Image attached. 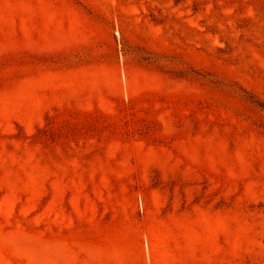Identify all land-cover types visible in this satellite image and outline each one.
Here are the masks:
<instances>
[{
  "label": "rangeland",
  "instance_id": "rangeland-1",
  "mask_svg": "<svg viewBox=\"0 0 264 264\" xmlns=\"http://www.w3.org/2000/svg\"><path fill=\"white\" fill-rule=\"evenodd\" d=\"M260 104L264 0H0V264H264Z\"/></svg>",
  "mask_w": 264,
  "mask_h": 264
},
{
  "label": "trees",
  "instance_id": "trees-1",
  "mask_svg": "<svg viewBox=\"0 0 264 264\" xmlns=\"http://www.w3.org/2000/svg\"><path fill=\"white\" fill-rule=\"evenodd\" d=\"M182 1H183V0H174V3H175V4H178V3L182 2ZM193 10H195V9H193ZM258 106L261 107V108L264 107V106L261 105V104L258 105Z\"/></svg>",
  "mask_w": 264,
  "mask_h": 264
}]
</instances>
